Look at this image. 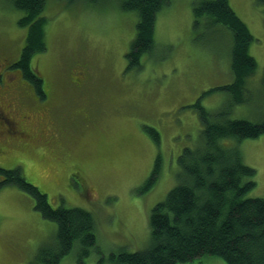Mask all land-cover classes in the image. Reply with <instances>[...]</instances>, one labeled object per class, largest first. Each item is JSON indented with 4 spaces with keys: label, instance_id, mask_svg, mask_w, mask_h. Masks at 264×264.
<instances>
[{
    "label": "rangeland",
    "instance_id": "374dc122",
    "mask_svg": "<svg viewBox=\"0 0 264 264\" xmlns=\"http://www.w3.org/2000/svg\"><path fill=\"white\" fill-rule=\"evenodd\" d=\"M199 1L167 0L157 13L153 50L128 68L135 12L118 4L46 0L48 49L32 63L53 102L49 106L12 66L26 29L17 23L21 12L0 0V72L8 75L3 85L0 80V103H14L17 129H27L14 137L0 132V167L20 166L53 207L82 208L95 221L88 255L73 249L56 264H112V254L149 245V213L177 184L178 156L203 145L196 102L213 114L225 108L228 114L232 109L231 117H264V0H228L254 37L249 53L257 62L249 102L233 108L229 92L215 89L233 81L231 34L207 18L194 26L192 7ZM75 59L95 92L71 89L66 75ZM25 117L29 123L22 122ZM227 143L236 144L244 164L256 170V186L246 197H264V134ZM157 158L158 177L145 190ZM56 233L57 224L34 210L30 196L14 184L0 186V264H33ZM177 264L226 262L202 255Z\"/></svg>",
    "mask_w": 264,
    "mask_h": 264
},
{
    "label": "trees",
    "instance_id": "16d2710c",
    "mask_svg": "<svg viewBox=\"0 0 264 264\" xmlns=\"http://www.w3.org/2000/svg\"><path fill=\"white\" fill-rule=\"evenodd\" d=\"M7 1L21 12L17 23L26 29L24 45L12 66L21 71L40 98L48 99L42 89L43 78L32 63L34 55L48 49L47 20L43 13L46 0ZM65 1L118 4L122 10L136 13L135 37L127 55L128 68L139 66L141 56L153 50L157 13L167 3V0ZM192 10L195 27L207 18L211 24H219L231 34L233 81L215 89L229 92L230 108L249 102L251 95L247 87L257 62L249 53L254 37L247 25L232 10L228 0H201ZM80 66L78 59L73 60L68 71L70 76L66 75L75 91L84 90L78 85ZM87 92L95 91L89 89ZM46 105H53L51 98ZM193 107L199 111L203 123L200 130L203 145L186 147L178 156L177 184L149 213V245L140 250H121L112 254V264H177L202 255L218 256L226 264H264V197H246L256 186V170L244 164L236 144L227 143L228 139L240 142L263 135L264 117L258 121L231 117L232 109L228 114L225 108L213 114L215 111L206 109L199 102ZM150 132L157 140L156 132L153 129ZM15 135L10 134L11 137ZM159 167L157 158L150 177L144 182L145 190L156 181ZM4 184L16 185L33 199L35 211L57 224L55 241L39 248L33 264H56L73 249L78 250L79 255H88L96 241L95 221L89 211L78 207H53L47 195L26 180L20 166L0 167V186Z\"/></svg>",
    "mask_w": 264,
    "mask_h": 264
},
{
    "label": "flooded vegetation",
    "instance_id": "af4514ba",
    "mask_svg": "<svg viewBox=\"0 0 264 264\" xmlns=\"http://www.w3.org/2000/svg\"><path fill=\"white\" fill-rule=\"evenodd\" d=\"M1 64L2 63H0V65ZM9 65L10 64H8V66ZM7 77H8L7 74H5L4 72H2V73L0 72V80L2 79V85L5 83V80L7 79ZM6 81H8V80H6ZM11 84L12 83H9V85H6V88L7 87L10 88ZM78 85H80V83H78ZM0 87H2V86H0ZM13 105H15V104L14 103H11V104L7 103V108H5L2 105V103H0V132H5V133H7V135L19 134V133L22 134L23 131L27 130L23 127H21L20 129H17V125H19V123L15 120V117H14L15 116L14 113L17 112V109L14 110ZM22 122L29 123V119L27 117H25L24 119H22Z\"/></svg>",
    "mask_w": 264,
    "mask_h": 264
},
{
    "label": "crops",
    "instance_id": "0c3cea01",
    "mask_svg": "<svg viewBox=\"0 0 264 264\" xmlns=\"http://www.w3.org/2000/svg\"><path fill=\"white\" fill-rule=\"evenodd\" d=\"M80 85L84 88L85 91L83 89H81V88L79 90L87 92V91H89V89H93L94 82L91 81V80H87L86 82H84V83H82Z\"/></svg>",
    "mask_w": 264,
    "mask_h": 264
}]
</instances>
